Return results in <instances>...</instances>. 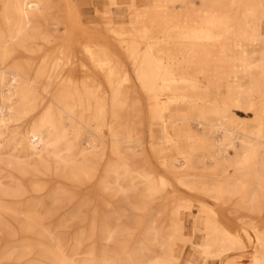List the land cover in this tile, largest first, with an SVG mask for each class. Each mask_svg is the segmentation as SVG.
I'll return each instance as SVG.
<instances>
[{"label": "bare ground", "instance_id": "6f19581e", "mask_svg": "<svg viewBox=\"0 0 264 264\" xmlns=\"http://www.w3.org/2000/svg\"><path fill=\"white\" fill-rule=\"evenodd\" d=\"M109 2L97 11L125 9L126 21L100 24L129 65L101 45L89 56L68 0H0V227L24 235L31 264H80L84 253L99 264H264V0ZM6 120L19 154L2 150ZM31 121L53 137V155L23 132ZM158 144L170 145L165 172L144 160ZM82 187L72 212L46 225ZM122 235L131 245L112 251ZM186 244L201 262L181 261Z\"/></svg>", "mask_w": 264, "mask_h": 264}, {"label": "rangeland", "instance_id": "374dc122", "mask_svg": "<svg viewBox=\"0 0 264 264\" xmlns=\"http://www.w3.org/2000/svg\"><path fill=\"white\" fill-rule=\"evenodd\" d=\"M146 4H150L151 0H143ZM70 9H71V17L69 18L68 21V26L74 30V33L77 32H82L84 28L89 29L88 27L94 28V29H89V56H92V52L95 51V49L97 47H99L101 45L102 49L107 48V50H113L118 58L120 56V60L124 63H126L127 65H129V61L124 53V50L119 46V43L117 42V38L114 36L113 33L108 32L103 26H101L100 23H102L103 21H105V17H103L101 15L100 12L97 11L96 8V3L93 0H87L85 1L80 7H77V11H76V7L73 5L71 6L70 4V0H68ZM86 6V7H85ZM124 7V5H123ZM75 12H78V15L83 18L82 23L80 24L78 22V19L75 16ZM118 12V13H117ZM75 13V14H74ZM117 13V14H116ZM126 10H120V11H115L112 15L111 18L113 21L115 22H123L126 21V16L127 13ZM90 20V21H89ZM90 22V23H89ZM91 22H99L97 24L93 23L91 24ZM96 28V29H95ZM89 68L92 69L93 71H95V75L100 78L101 80H105V77L103 75V73H101L97 68H95L93 66V64L90 62L89 60ZM134 76V74H133ZM144 95V99L146 100V94L143 93ZM176 97H171L169 95H163V99L167 100V101H172L173 99H175ZM45 101L46 104L48 105V103L50 102V96H45ZM84 102L87 106V109H89V98H84ZM45 107V105L43 106ZM243 110V111H242ZM148 106L146 105V115L148 116ZM238 113L240 116L243 117H253V113H246V111H244L243 108H239ZM0 114H2V112L0 111ZM40 114V110L36 111L34 114H31L30 120H35V118H37ZM84 118L85 120H89V111H86L84 114ZM32 121L28 123V126L25 129H22L23 132L25 133H29L30 135H32L33 139L36 140V143L38 146H41L43 148L44 153H46L47 155H53L54 151L57 150V145L54 143L53 137L48 135L45 131L43 132H36V131H32L31 129V125H32ZM12 123L11 120H6V123L4 126L1 127V132H2V136H1V140H3L2 143V150L6 155H10L12 154L11 148L13 146H15L16 149V153H21L20 152V138L19 136L17 137H12L10 135V126ZM12 126H15V123L12 124ZM9 133V134H8ZM14 134L16 133V130H13ZM160 134V132H158V135ZM165 139H169V135L164 137ZM8 139H10L11 141H9ZM146 140L149 141V137L146 136ZM182 140V141H181ZM85 140H81V144L83 146H85ZM177 142L182 145L184 148L185 146L187 147L188 143L186 142L185 139H177ZM187 143V144H186ZM186 149V148H185ZM89 150V148H88ZM147 153L145 154L144 160L146 162H149L150 164L153 163V166L155 167L157 172H165L166 171V163L168 161L169 156L171 155V151H170V145L169 144H158V148L157 150L153 151L150 149V147L147 148ZM231 153L234 152L233 149L230 150ZM14 153V152H13ZM52 153V154H51ZM63 154L66 155L67 152L66 150L63 151ZM148 157H147V156ZM147 160H146V159ZM80 160H83V156L80 155L79 156ZM150 160V161H149ZM103 171H99L98 175L96 176V182L98 180H100L101 178V173ZM173 177L174 174L173 173H169V177ZM190 177L193 178V174L190 175ZM56 182H52L51 185H55ZM87 187H82L80 190L79 195L77 196L78 198H74L72 200L66 201L64 206L59 207V209L56 210V214L57 216H48L45 219V224L51 227H54V220L56 221L58 216H63L64 213L65 214H69L72 212L74 206L78 203L79 199L81 198L82 195H84V193L87 191ZM46 193H44L43 195H46ZM134 196H138L137 198H139L138 200L140 201H146V198L143 196H139V195H134ZM194 212H188L185 213V218L187 219L186 221V228H185V232L190 233L192 232V227H193V221H194V215L196 212V209H193ZM86 213V217L89 216V209H87L85 211ZM132 213L134 216H137L138 212L135 209H132ZM83 221H81L80 223H77L76 225H72L69 227H65L64 231L68 234V235H72L76 230H79L81 227H83V225L85 224L84 221V217H82ZM87 219V218H86ZM53 222V223H52ZM69 232V233H68ZM24 235L22 234H17L15 236H13L12 234L9 233L7 227H0V264H31V262L33 261L32 256H20L22 253V244H23V237ZM131 238L128 235L125 236H119V240L116 241L113 246H112V251L115 247V245H120L123 244L125 246H130ZM67 243V242H66ZM182 250L180 247L176 248V250H174V254H178L179 251ZM18 255L20 258L19 259H12L11 257ZM182 258L181 261H183L186 258H193L195 260H197V262H201V257L199 255V252H197L195 249H193L190 245L186 244L183 248V253H182ZM88 256L84 253V254H80L79 255V260H80V264H99V261L96 260H89V258H87ZM43 260L45 261V263L47 264H54L53 259L49 256H45L43 258ZM242 260L245 262H248L251 260V256H244L242 257ZM173 264H179L178 262H174ZM208 264H221V260H219V262H215V263H211L209 262Z\"/></svg>", "mask_w": 264, "mask_h": 264}, {"label": "crops", "instance_id": "0c3cea01", "mask_svg": "<svg viewBox=\"0 0 264 264\" xmlns=\"http://www.w3.org/2000/svg\"><path fill=\"white\" fill-rule=\"evenodd\" d=\"M76 0H70V4H71V6H78V7H80L79 6V4H78V2L76 1ZM95 3H96V7H101V6H106V5H108L110 2H109V0H93ZM131 2V0H119V2H118V5L117 6H119V7H123V5H124V7L125 6H127L129 3ZM136 3L138 4V5H146V3L143 1V0H136ZM78 4V5H77ZM76 9V11L78 10L77 9V7L75 8ZM99 12V11H98ZM76 13V14H75ZM74 14H75V16H76V18H77V20L78 19H80V20H78V22L81 24L82 23V21H83V18H81L79 15H78V12H75ZM101 13V15L103 16V17H105V21H108L109 19H111L112 20V18L110 17L109 18V16H108V14H105V13H103V12H100ZM112 15V14H111ZM105 21H103V22H105ZM90 23V22H89ZM96 23H99V22H96ZM91 24H93V23H91ZM89 29H94V28H91V27H88ZM96 29V28H95Z\"/></svg>", "mask_w": 264, "mask_h": 264}]
</instances>
